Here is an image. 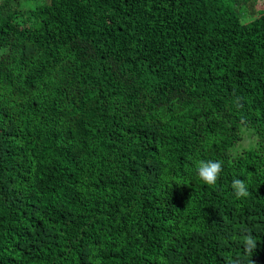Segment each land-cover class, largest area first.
<instances>
[{"label":"trees","instance_id":"obj_1","mask_svg":"<svg viewBox=\"0 0 264 264\" xmlns=\"http://www.w3.org/2000/svg\"><path fill=\"white\" fill-rule=\"evenodd\" d=\"M31 1L0 0V264H264V0Z\"/></svg>","mask_w":264,"mask_h":264},{"label":"clouds","instance_id":"obj_2","mask_svg":"<svg viewBox=\"0 0 264 264\" xmlns=\"http://www.w3.org/2000/svg\"><path fill=\"white\" fill-rule=\"evenodd\" d=\"M222 170V162L219 160H199L196 165V171L199 178L209 185H214L217 182ZM232 188L238 199L246 198L249 195L248 186L243 179L234 178L232 181ZM257 246L258 242L249 235L245 241L246 251L253 252Z\"/></svg>","mask_w":264,"mask_h":264},{"label":"rangeland","instance_id":"obj_3","mask_svg":"<svg viewBox=\"0 0 264 264\" xmlns=\"http://www.w3.org/2000/svg\"><path fill=\"white\" fill-rule=\"evenodd\" d=\"M36 1V3H40L41 2V0H35ZM29 7H33V6H35V4H34V0L33 1H31V3L28 5ZM249 141L250 140H248L247 138L243 141V142H241V145H240V147L242 148V147H248L249 146ZM240 149V148H239Z\"/></svg>","mask_w":264,"mask_h":264}]
</instances>
